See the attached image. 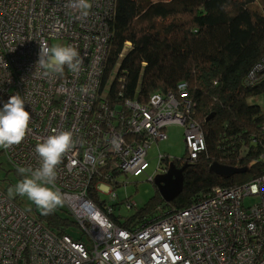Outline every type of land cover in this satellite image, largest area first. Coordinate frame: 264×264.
<instances>
[{"label":"built area","instance_id":"obj_1","mask_svg":"<svg viewBox=\"0 0 264 264\" xmlns=\"http://www.w3.org/2000/svg\"><path fill=\"white\" fill-rule=\"evenodd\" d=\"M88 3L85 10L78 0H0V108L19 94L30 113L24 140L2 148L3 155L16 171L35 170L41 164L35 146L70 131L73 144L56 168L55 189L81 233L51 230L0 188V264H264V171L244 184L215 186L188 208L117 223L116 216L125 222L134 215L117 213L119 204L135 208L116 192L128 184L120 176L143 168L149 148L168 139L169 126L185 128L186 164L199 159L207 140L186 83L146 101L109 98L117 0ZM56 40L80 53L77 72L65 66L45 74L37 63ZM165 158L157 175L169 171Z\"/></svg>","mask_w":264,"mask_h":264},{"label":"trees","instance_id":"obj_2","mask_svg":"<svg viewBox=\"0 0 264 264\" xmlns=\"http://www.w3.org/2000/svg\"><path fill=\"white\" fill-rule=\"evenodd\" d=\"M112 31L105 82L116 75L109 98L146 101L154 93L176 94L186 83L192 116L207 140L173 202L157 189L127 221L114 217L119 225L144 222L161 206L188 208L215 186L244 184L263 173L264 112L251 99L264 93V3L117 0ZM213 163L248 170L224 178L210 172ZM40 217L51 230L67 233L68 220L55 210Z\"/></svg>","mask_w":264,"mask_h":264},{"label":"clouds","instance_id":"obj_3","mask_svg":"<svg viewBox=\"0 0 264 264\" xmlns=\"http://www.w3.org/2000/svg\"><path fill=\"white\" fill-rule=\"evenodd\" d=\"M78 5L85 10L90 7L88 0H78ZM37 63L46 70L45 74L63 73L65 66L75 73L82 59L75 47L54 45L41 49ZM29 122L30 113L25 108L24 99L19 94L10 96L0 108V148L19 145L29 129ZM72 144L70 131L54 133L35 146V152L41 160L40 166L35 170L18 169L24 178L15 185V192L21 197L27 196L43 215L51 214L63 203L61 193L55 189L56 168Z\"/></svg>","mask_w":264,"mask_h":264},{"label":"rangeland","instance_id":"obj_4","mask_svg":"<svg viewBox=\"0 0 264 264\" xmlns=\"http://www.w3.org/2000/svg\"><path fill=\"white\" fill-rule=\"evenodd\" d=\"M259 1L264 3V0ZM54 45L66 46L65 42L60 40L53 41L52 46ZM114 77L115 75L113 76V78ZM111 82L109 88L111 87ZM251 102L253 104L259 105L264 112V93L251 99ZM167 131V140L154 143L149 148L146 162L142 169L138 170L134 174L120 176L119 180L122 182H128V184L124 187L117 188L116 192L120 197L121 202H123V199L125 198H130L131 201L135 204V208L133 210H128L124 205L119 204L117 206V213H119L120 211L125 216H131L132 214H136L141 208H143L146 204H148L155 198L157 194V186L156 184L151 182L149 178H155L157 176V169L162 154L168 156L171 161H173V159H184L186 157L185 128L181 125L174 124L169 126ZM23 178L24 176H22L10 164L7 163L2 153V148H0V187L5 190L10 197L15 199L18 203L22 204L25 209H27L30 213L34 214L40 219L41 210L37 208V206L32 201H30L27 196L21 197L15 192V185L19 183ZM158 196L161 197V194L159 193ZM253 202L254 199L247 200V204H251ZM166 210L167 208L161 206L156 216L165 212ZM55 211L59 213L62 218L68 220V225L66 226V230L68 231V233H70L74 237H78L81 235L78 227L73 222L71 215L66 211L64 201L62 205L58 206L55 209ZM150 217L151 215L148 216V218ZM56 232L59 231L56 230Z\"/></svg>","mask_w":264,"mask_h":264},{"label":"water","instance_id":"obj_5","mask_svg":"<svg viewBox=\"0 0 264 264\" xmlns=\"http://www.w3.org/2000/svg\"><path fill=\"white\" fill-rule=\"evenodd\" d=\"M115 77L112 79L111 85ZM210 116L208 120L211 118ZM190 164H185L181 168L176 165H170L169 171L164 175H157L154 178V184L158 187V191L161 194L163 200L167 203L173 202L184 190V173ZM248 168H237L222 165L219 163H213L210 167V172L217 174L224 178H229L235 174H242L247 172Z\"/></svg>","mask_w":264,"mask_h":264},{"label":"flooded vegetation","instance_id":"obj_6","mask_svg":"<svg viewBox=\"0 0 264 264\" xmlns=\"http://www.w3.org/2000/svg\"><path fill=\"white\" fill-rule=\"evenodd\" d=\"M176 162H180V164L176 163ZM186 162H183L181 159H173V161H171L169 158H165L162 162V168H167V166H170L172 164L176 165L178 168L182 167V165H184ZM162 173V171L160 172V174ZM164 175V174H163ZM158 188V187H157ZM165 208H169V207H165Z\"/></svg>","mask_w":264,"mask_h":264}]
</instances>
